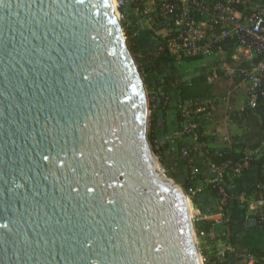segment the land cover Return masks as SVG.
Wrapping results in <instances>:
<instances>
[{
    "label": "water",
    "instance_id": "95a60500",
    "mask_svg": "<svg viewBox=\"0 0 264 264\" xmlns=\"http://www.w3.org/2000/svg\"><path fill=\"white\" fill-rule=\"evenodd\" d=\"M115 0H0V264H203Z\"/></svg>",
    "mask_w": 264,
    "mask_h": 264
},
{
    "label": "crops",
    "instance_id": "0c3cea01",
    "mask_svg": "<svg viewBox=\"0 0 264 264\" xmlns=\"http://www.w3.org/2000/svg\"><path fill=\"white\" fill-rule=\"evenodd\" d=\"M156 1L141 3V0H118L120 14L138 49L137 57L143 63L146 61V66H150L151 61L156 59L170 42L166 29L152 22ZM179 1L183 4L189 2ZM246 1L252 6L264 4V0ZM233 53L230 49L217 50L192 61L186 60L191 57L171 54L177 61L161 64L150 75L165 78L162 83L168 77L175 79L168 85L160 86L161 90L167 88L170 102L165 119L156 126L157 142L162 144V140H168L167 146L162 145V159L182 185L190 173V188L196 191L192 207L195 216L214 223L211 234L215 238L208 240L210 244L205 253H212L214 246L217 249L231 247L234 253L228 255V264H254L257 259L252 255V251L264 250V227L250 214L247 206L253 198L250 189L259 182L258 170L251 164V160L264 153V106L260 104L256 110L246 109V91ZM182 66L186 68L184 72L189 74L178 80L183 74ZM166 67L169 70L163 73ZM190 70H195L196 73ZM201 74H205L213 86L208 97L214 103L212 117L207 121V112L200 114L190 123L192 127L196 125V128L192 129L191 133H186L184 128L187 120L183 111L193 108L191 102H182L177 86L180 82H190ZM179 110L182 112L183 121L178 120ZM200 129L203 130L201 135ZM199 135L204 141L198 140ZM207 149L218 152L228 150L241 154L238 160H247L249 166L243 174L228 179L221 175L222 166L216 167L211 162L206 153ZM184 152L187 153L188 159H184ZM262 173L264 175V169ZM213 177H217L230 190L231 198L224 207L208 188Z\"/></svg>",
    "mask_w": 264,
    "mask_h": 264
},
{
    "label": "built area",
    "instance_id": "2783aa9c",
    "mask_svg": "<svg viewBox=\"0 0 264 264\" xmlns=\"http://www.w3.org/2000/svg\"><path fill=\"white\" fill-rule=\"evenodd\" d=\"M152 22L166 29L170 41L166 48L170 54L203 57L224 47L232 50L246 91V109H258L259 100L264 98V4L252 6L246 0H189L187 4L179 0H157ZM191 105L193 109H185L184 116L193 113L199 117L207 112L205 119L211 120L212 99H197ZM248 166L245 159L230 160L222 165L221 175L232 179L243 174ZM211 183L218 187L221 206H226L231 198L229 190L217 177ZM188 190L193 197L196 195L194 188ZM250 191L253 198L248 211L264 224V182L256 183ZM200 235L205 241L215 238L211 232ZM233 253L231 247L213 250L212 255L202 256L203 264H222Z\"/></svg>",
    "mask_w": 264,
    "mask_h": 264
},
{
    "label": "trees",
    "instance_id": "16d2710c",
    "mask_svg": "<svg viewBox=\"0 0 264 264\" xmlns=\"http://www.w3.org/2000/svg\"><path fill=\"white\" fill-rule=\"evenodd\" d=\"M239 8L242 9L243 5H239ZM124 29H125V34L127 37V43H128V47L131 51V53L133 54V56L135 57V60L139 61L140 64H138V68L141 72V75L144 79V83L145 86L147 87V89L151 86V79L148 77L149 74L148 73H152L153 71L156 70V68H158L161 64L164 63H173L175 61H177V58L173 55L170 54V52L168 51L167 48H165L164 50H162L158 57L156 59H154L153 61H151L150 66H146L147 62L145 61L144 63L138 59L137 57V53H138V49L135 46V42L134 40L130 37V32L127 30L126 25L124 24ZM225 49H228V47H224ZM199 59V57H191V58H187L186 60L188 61H192V60H197ZM142 70L144 72H142ZM175 79L168 77L164 83H162L164 86L168 85L170 82H174ZM212 84L208 82L207 80V76L205 74H201L198 77L193 78L190 82H180L177 86V92L180 94L181 96V100L182 102H192L194 100L197 99H205L208 98L211 95L212 92ZM163 92L166 93L167 92V88H163ZM157 99L159 100V108H162L164 106V111H163V119H165L166 116V112L169 108V106L165 105V97H157ZM259 103L262 104L264 106V98L259 100ZM150 109H151V105H150ZM183 117H182V112L179 110L178 112V120L179 121H183ZM149 122H150V130L148 132V140L150 142L151 148L152 150L157 153V155L160 156V158L162 159L163 153L160 149H157V135H156V126L158 123V115L155 112L152 113L151 118L149 117ZM203 132L202 129L199 130V134L201 135ZM199 135L198 140L199 141H204V138H202ZM206 153L208 155V157L210 158L211 162L216 166V167H221L223 164H225L226 162L233 160V161H237L240 157L241 154H236L232 151H215V150H210L207 149ZM251 164L254 165L257 170H258V174H259V182H264V175L262 173V170L264 169V153L257 159H252L251 160ZM190 178L191 175L189 173V176L186 180V182L183 184L185 189H189L190 188ZM208 188L210 189L212 195L215 198H219V191H218V187L212 183L209 184ZM258 221V220H257ZM259 222V221H258ZM260 223V222H259ZM213 221H208V220H197L196 222V230L198 232V234H200L201 232H206L209 233L212 231L213 229ZM263 227L264 224L260 223ZM252 255L256 257L257 261L254 262V264H264V250H253L252 251ZM222 264H228L226 261Z\"/></svg>",
    "mask_w": 264,
    "mask_h": 264
},
{
    "label": "rangeland",
    "instance_id": "374dc122",
    "mask_svg": "<svg viewBox=\"0 0 264 264\" xmlns=\"http://www.w3.org/2000/svg\"><path fill=\"white\" fill-rule=\"evenodd\" d=\"M115 2H116V7H117V15H118V17H119V19H120V21H121V23H122V25H123V28H124V24H125V21H124V19H123V17H122V15L120 14V11H119V6H118V0H115ZM124 31H125V29H124ZM134 59H135V57H134ZM136 61V60H135ZM136 64L138 65V64H140V62L137 60L136 61ZM169 70V68H164L163 69V73H165V72H167ZM181 70L183 71V74H181V76L180 77H178L177 79L178 80H180L182 77H184L186 74H189V72H184V71H186V68H184L183 66L181 67ZM195 70H197V69H195ZM195 70H190L192 73H196V71ZM142 72H144L143 70H142ZM149 74V78L151 79V86L147 89V87H146V89H147V96H148V103H149V116H148V132H149V130H150V122H149V117L151 118V115H152V113L153 112H155L156 111V113H157V115H158V123L159 122H161V121H163V111H164V106L162 107V108H159V100L157 99V97H159V96H161V97H165V105H167V106H169V102H170V95L168 94V91L166 92V93H164L163 92V89L161 90V88H160V86L162 85V81H164V79L165 78H162L161 76H159V75H154V77H151V72L150 73H148ZM235 75H236V73H235ZM188 79H190V76H188ZM150 105H151V109H150ZM189 105V104H188ZM187 105V106H188ZM178 108H180V107H178ZM184 118L187 120L186 121V126H185V128H184V131L186 132V133H191L192 132V129H195L196 127H192V126H190V123H191V121L193 122L194 121V119L195 118H197V116H195L193 113H192V115L191 116H184ZM176 119V118H175ZM190 126V127H189ZM192 127V128H191ZM166 141H168V140H162V144H158L157 145V149H160L161 151H163V146L162 145H165V146H167V143L168 142H166ZM165 150V149H164ZM153 151V150H152ZM153 154L155 155V158H156V160H157V163H158V165H159V168H160V170H161V172L164 174V175H166L167 177H169V178H172L177 184H179L182 188H183V190H184V192H185V194H186V196H187V198L189 199V204H190V207H191V212H192V215H193V218H194V222H195V227H196V222H197V217L195 216V214H194V212H193V209H192V207H193V196L192 195H190V192H189V190L188 189H185L184 188V186L182 185V183H181V181L174 175V173L172 172V169L171 168H168V165H165V162L163 161V159H161L160 158V156L159 155H157V153H155L154 151H153ZM188 157V156H187ZM184 158V159H188V158ZM229 192H230V190H229ZM196 233H197V241H198V247H199V251H200V253H201V255L204 257V256H210V255H212L211 253L210 254H206L205 252L207 251L206 250V247L208 246V244H210L209 242H207L208 240H204L203 239V237L200 235V234H198V232H197V230H196ZM217 248L214 246V249H213V247H212V250H216ZM205 264V263H204Z\"/></svg>",
    "mask_w": 264,
    "mask_h": 264
}]
</instances>
